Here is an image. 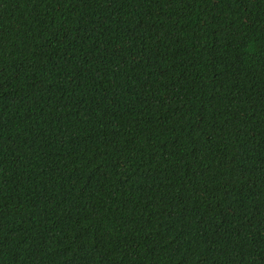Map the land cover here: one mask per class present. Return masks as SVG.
<instances>
[{"label":"trees","instance_id":"1","mask_svg":"<svg viewBox=\"0 0 264 264\" xmlns=\"http://www.w3.org/2000/svg\"><path fill=\"white\" fill-rule=\"evenodd\" d=\"M0 264H264V0H0Z\"/></svg>","mask_w":264,"mask_h":264}]
</instances>
